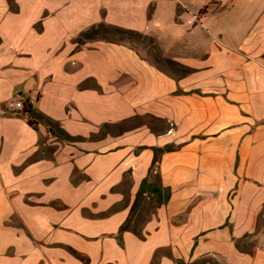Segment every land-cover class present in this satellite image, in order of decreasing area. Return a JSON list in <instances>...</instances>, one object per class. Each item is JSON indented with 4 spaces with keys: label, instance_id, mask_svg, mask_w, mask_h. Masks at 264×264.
Returning a JSON list of instances; mask_svg holds the SVG:
<instances>
[{
    "label": "crops",
    "instance_id": "obj_1",
    "mask_svg": "<svg viewBox=\"0 0 264 264\" xmlns=\"http://www.w3.org/2000/svg\"><path fill=\"white\" fill-rule=\"evenodd\" d=\"M163 1L0 0V264H264V0ZM99 23L151 36L189 72L77 42ZM184 33L199 62L172 51ZM15 99L81 139L29 127L5 111ZM165 146L170 198L146 221L145 200L141 237L120 245Z\"/></svg>",
    "mask_w": 264,
    "mask_h": 264
},
{
    "label": "trees",
    "instance_id": "obj_2",
    "mask_svg": "<svg viewBox=\"0 0 264 264\" xmlns=\"http://www.w3.org/2000/svg\"><path fill=\"white\" fill-rule=\"evenodd\" d=\"M92 40H103L107 42L127 45L138 53L143 52L144 56L160 69L163 68V65L167 64L173 67H179L181 72L183 73L189 72V70L182 68L175 61L163 57L154 38L140 32L106 23H99L96 26H92L84 31L77 39V42L79 44H83L85 41ZM19 115L25 118L27 125L33 129H36L37 125L40 123L46 125L48 130H50V134L63 142L73 143L81 139L79 137H72L68 135L63 129L60 128L58 123L52 121L51 119L34 109L29 100L24 101L22 110L19 112ZM106 128L107 127H105V129ZM173 149H175V146H165L164 148L153 149V158L151 166L148 170V175L141 182L140 188L138 190L136 199L128 218L119 227L116 238L120 245L122 243L121 235L124 231H132L138 237H141V232L132 228L131 224L137 210L142 206L145 200L148 201L146 212L147 219H144L145 221L148 220V218H150L152 214H154L155 210L159 206L167 204L171 192L168 187H163L160 184L156 166L158 164L160 155ZM72 253L78 256L76 253ZM79 258L81 261L88 263L87 259H84L82 257Z\"/></svg>",
    "mask_w": 264,
    "mask_h": 264
},
{
    "label": "rangeland",
    "instance_id": "obj_3",
    "mask_svg": "<svg viewBox=\"0 0 264 264\" xmlns=\"http://www.w3.org/2000/svg\"><path fill=\"white\" fill-rule=\"evenodd\" d=\"M164 1L162 3H165ZM177 1H180V2H182V4H185V5L191 7V6L195 5L194 3H195L196 0H177ZM212 1H216V0H212ZM230 1L231 0H221V4H222V6H224L227 3H229ZM238 2H240V0H238ZM237 13H239V10H237ZM188 37H189V34L184 33L182 35V38H178L175 41V44H174V46L172 48V51L177 53V54H180L182 56H185L188 60H190V63H192L193 60L199 62L200 61V54H199L198 51H193L192 49H190V47H189L190 42L188 40ZM203 74H204V72H201L199 75L201 76ZM6 112H8V111H6ZM8 113H11V112H8ZM11 114L19 115V113H11ZM0 202H1V199H0ZM0 215H2V214L0 213ZM3 218H5L11 224H13L14 221H15V218L13 216H9V217L8 216H6V217L3 216ZM8 238H9L10 241L12 239H15V237H13V236L8 237Z\"/></svg>",
    "mask_w": 264,
    "mask_h": 264
},
{
    "label": "built area",
    "instance_id": "obj_4",
    "mask_svg": "<svg viewBox=\"0 0 264 264\" xmlns=\"http://www.w3.org/2000/svg\"><path fill=\"white\" fill-rule=\"evenodd\" d=\"M33 100L30 101V103H32ZM23 103L21 100L15 99V100H11L8 101L5 104V110L11 113H19L22 110L23 107ZM264 218V214L262 215Z\"/></svg>",
    "mask_w": 264,
    "mask_h": 264
}]
</instances>
